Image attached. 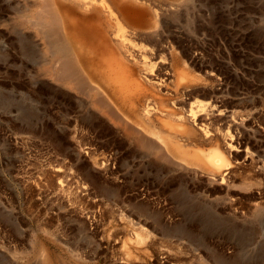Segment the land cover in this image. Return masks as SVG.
<instances>
[{
	"label": "rangeland",
	"instance_id": "obj_1",
	"mask_svg": "<svg viewBox=\"0 0 264 264\" xmlns=\"http://www.w3.org/2000/svg\"><path fill=\"white\" fill-rule=\"evenodd\" d=\"M13 1L0 0V264H264V0L173 1L162 27L164 55L199 77L176 118L207 104L198 127L237 148L241 168L224 185L147 157L107 116L67 113L48 82L19 78L3 24ZM142 230L153 234L140 244Z\"/></svg>",
	"mask_w": 264,
	"mask_h": 264
},
{
	"label": "bare ground",
	"instance_id": "obj_2",
	"mask_svg": "<svg viewBox=\"0 0 264 264\" xmlns=\"http://www.w3.org/2000/svg\"><path fill=\"white\" fill-rule=\"evenodd\" d=\"M173 1L177 0H15V8L12 4L6 6L3 24L7 33L15 35L18 44L19 78L32 85L48 82L51 104H57L58 99L65 112L87 109L88 113L107 116L122 129L125 140L140 146L147 157L156 158L159 163L165 161L178 171L182 167L202 172L216 184H230L241 168L236 162L237 148L226 134L221 141L206 126L198 127L199 120L208 112L207 104H200L199 109L192 107L188 114L176 118L175 107L181 103V96L191 91L199 77L191 66L181 65L171 54L174 59L164 55L168 49L163 48L162 27L173 24L175 18L168 16L171 8L167 7ZM182 137L194 142L209 138L213 146L188 148ZM181 189L184 192L186 187ZM212 212L200 208V216L210 220V225ZM143 232L138 237L140 244L153 234L147 231L146 236Z\"/></svg>",
	"mask_w": 264,
	"mask_h": 264
}]
</instances>
